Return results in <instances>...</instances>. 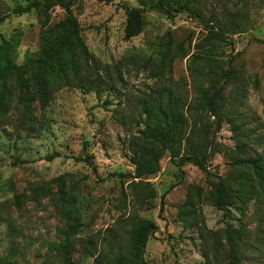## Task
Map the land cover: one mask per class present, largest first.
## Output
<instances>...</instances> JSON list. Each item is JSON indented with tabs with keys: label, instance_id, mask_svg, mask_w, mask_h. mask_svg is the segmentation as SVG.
Segmentation results:
<instances>
[{
	"label": "rangeland",
	"instance_id": "obj_1",
	"mask_svg": "<svg viewBox=\"0 0 264 264\" xmlns=\"http://www.w3.org/2000/svg\"><path fill=\"white\" fill-rule=\"evenodd\" d=\"M27 1L0 0V12ZM194 4V14L180 10L168 16L157 9L144 10L142 30L128 38L123 33L124 11L137 6V0H76L70 7L88 51L105 66L113 90L96 97L93 92L62 87L51 93L39 131L27 132L12 122L0 127V258L8 256L13 246L11 264L48 261L47 255L53 252L49 246L61 241L57 229L64 222L50 180L64 174L66 196L78 193L86 204L79 213L82 237L102 234L116 219L136 214L157 227L144 246L148 264H206L195 229L184 227L176 217L177 205L192 185L202 191L199 211L208 229H242L239 264H264V201L257 209L251 200L243 209L225 210L206 201L216 176L229 167L227 152L234 140L228 117L244 124L250 148L257 152L264 148V0H194ZM63 14L55 6L50 21ZM232 20L240 21L244 29L223 30L225 43L207 46V26L219 30L218 25ZM38 29L33 9L9 14L0 22L4 38L20 32L16 63L38 48ZM164 55L173 57L169 64H161ZM211 70L216 72L214 87L209 84ZM117 73L121 83L115 80ZM220 85L212 109L222 115L221 127L212 132L215 115L206 108L205 94L212 96ZM164 89L180 95L186 129L194 128L198 136L207 130V139L212 138L217 150L205 162L212 174L207 175L191 163L177 168L176 159L158 142L144 141L158 157L156 172L147 178L156 196L149 199L151 207L145 208L130 191L133 165L127 139L142 126L137 123L138 94ZM31 105L38 120L39 109L35 102ZM84 155L93 167L74 159ZM78 249L72 254L75 263ZM90 261L87 257L81 264Z\"/></svg>",
	"mask_w": 264,
	"mask_h": 264
},
{
	"label": "trees",
	"instance_id": "obj_2",
	"mask_svg": "<svg viewBox=\"0 0 264 264\" xmlns=\"http://www.w3.org/2000/svg\"><path fill=\"white\" fill-rule=\"evenodd\" d=\"M76 0H28L24 5H15L7 12H0V22L9 14H20L33 9L38 17V48L24 55L22 63L15 62V49L19 43L20 32L15 31L4 38L0 34V127L10 122L16 128L25 131H39L41 118L51 93L62 87H74L83 93L93 92L96 97L105 90H113L105 66H103L84 43L77 19L70 12ZM137 6L125 8L123 25L124 37H132L142 30L143 11L157 9L172 16V11L186 10L195 13L194 0H137ZM58 6L64 12L56 21H50V11ZM215 26L209 24L205 34L207 46L213 43H225L226 31L238 33L244 29L240 21H229ZM173 57L164 55L162 65L169 64ZM216 72L210 71L209 84H216ZM216 78V79H215ZM115 80L122 82L117 73ZM206 96L205 105L210 114H214L212 132L221 127L222 115L212 109L213 98L219 97L222 85ZM106 100V99H105ZM138 106L137 123L142 124L135 134H129L127 149L129 161L133 165L130 191L135 201L145 208L151 207L149 199L156 196L155 189L147 180L157 170V156L147 149L143 142L154 140L176 159L177 168L191 163L207 175L205 162L212 152V138L207 139V130L198 136L194 128L186 129V117L180 95L169 89L150 91L138 94L135 100ZM35 102L39 109V119L33 113L31 103ZM109 103V100H106ZM129 116V114H128ZM133 116L130 113L129 118ZM228 117L227 123L234 140V146L227 152L228 169L224 175L216 176V181L206 194V201L213 207L225 210L227 207H246L252 200L257 209L264 201V148L257 152L246 144L249 132L244 131V124ZM75 160L84 161L93 167L88 155L76 156ZM64 174L51 178L55 188L58 209L63 218V226L57 229L61 241L52 242L47 255L48 261L42 264H81L90 257V264H148L144 259V246L157 227L148 218L130 214L118 218L106 227L102 234L92 233L84 237L79 235L81 222L80 210L86 206L78 193L66 196ZM201 189L192 185L187 188L184 200L177 205V219L184 227L194 228L201 245L206 264H239V246L241 230L225 226L218 230L208 229L199 211ZM164 194L160 196L161 199ZM161 208V206H159ZM264 222V220H263ZM79 247L78 262L72 254ZM9 247L8 256L0 258V264H11ZM209 254V255H208ZM53 260V261H52ZM52 261V262H51Z\"/></svg>",
	"mask_w": 264,
	"mask_h": 264
}]
</instances>
